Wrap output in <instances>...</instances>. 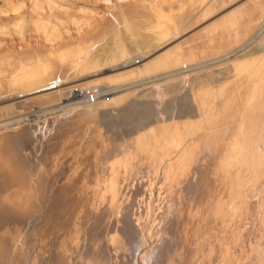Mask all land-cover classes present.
I'll return each mask as SVG.
<instances>
[{
	"label": "bare ground",
	"instance_id": "1",
	"mask_svg": "<svg viewBox=\"0 0 264 264\" xmlns=\"http://www.w3.org/2000/svg\"><path fill=\"white\" fill-rule=\"evenodd\" d=\"M242 1L0 0V105L69 94L0 117V129L24 123L0 136V264H264V55L253 50L264 0L245 23ZM203 25L205 37L181 40ZM212 51L223 54L176 67ZM105 81L90 92L104 100L78 102L80 88ZM140 86L152 88L141 98L155 100L187 86L195 115L104 138L102 110L135 108ZM82 103L68 111L99 112L69 130H55L53 118L41 119L40 132L25 124Z\"/></svg>",
	"mask_w": 264,
	"mask_h": 264
},
{
	"label": "rangeland",
	"instance_id": "2",
	"mask_svg": "<svg viewBox=\"0 0 264 264\" xmlns=\"http://www.w3.org/2000/svg\"><path fill=\"white\" fill-rule=\"evenodd\" d=\"M257 1L258 0H243L242 2H244V5H239L240 7H239V9L240 8H242L243 10H241L238 14H239V16L241 17V22L242 23H245L246 21H248V17H249V15L253 12V10H254V4H256L257 3ZM246 2V3H245ZM243 4V3H242ZM238 7V6H237ZM238 9V10H239ZM224 14V12L223 13H221V14H219L220 16L221 15H223ZM217 16V17H215L216 19L218 18V17H220V16ZM202 27H204V25L203 26H201V27H198L195 31H192V32H190L188 35H186L185 37H183L181 40H183V39H185V38H188L187 40L189 41V43L190 44H194V43H196L197 42V40H200V39H202L203 37H205L206 36V34H204V33H197ZM241 27V26H240ZM196 32V33H195ZM264 37V36H263ZM262 37V43L261 42H259L257 45H255V47H254V49L253 50H255L254 52H257L256 54H258V55H254L255 57L256 56H262V55H264V38ZM13 38V37H12ZM194 42V43H193ZM261 43V44H260ZM258 47V48H257ZM256 48V49H255ZM263 48V49H262ZM260 50V51H258V50ZM263 50V51H262ZM261 52H262V54H261ZM201 54L199 55V54H196V55H194V56H192L191 58H188V59H185V60H183V61H181V62H179V63H181L180 65H178V66H176L177 68L178 67H180L181 65L182 66H187V65H190V64H192V63H194L195 65L194 66H192L190 69H192V68H199V67H202V66H205V65H207L208 63H211L210 61H207V60H211V59H213V58H217V57H219V56H221L223 53H221L220 51H218V53L217 52H213L212 51V53H207V52H200ZM139 54V53H138ZM138 54L136 53V56L138 57ZM202 61V62H201ZM142 64V63H141ZM176 67H174V68H176ZM224 67H222V69H223ZM216 69H218L217 67L216 68H214V70H216ZM221 69V71L220 70H218L217 71V74L218 73H220V72H222L223 71V73L225 72V68L222 70ZM249 69V68H248ZM176 73V72H175ZM193 73V72H192ZM172 73H169V74H166L165 76H168V75H171ZM174 74V73H173ZM165 76H161V77H159L160 79L161 78H163V77H165ZM220 76V75H219ZM221 78L223 77V76H220ZM219 77V78H220ZM106 82V83H105ZM104 83H105V85H99V86H97V85H93V86H85V87H82V88H80V93H83L82 94V98H80V99H78V102H83V101H88L87 100V94L88 93H90V92H96V91H101L102 89H106V88H108V84H111V83H109V82H107V81H105ZM159 84H160V86H161V90L163 91L164 90V93H166L167 92V87H168V84L170 83V82H168V79H164V80H161V81H159L158 82ZM214 85H217V84H214ZM147 86H140V87H137V89L139 90V89H141V91H140V93H139V91H138V93H139V96H140V94H142V92H143V94H144V96L145 95H147L149 92H150V90L152 89L150 86H148V89L150 88V90H147V88H146ZM145 88V89H144ZM59 89H50V90H47V91H45V92H43V93H40V94H38V95H34V96H31V97H27V98H23V99H20V100H15V101H11V102H8V103H5V104H2V105H0V107H3V106H11V109L9 110V111H7V112H0V117H6V116H10V115H16V114H20V112H21V110H29V111H31V110H33L34 108H45L47 105L49 106V105H53V104H60L63 100H65V99H67L68 97H69V94H67V93H60V92H57ZM142 90H147L146 91V93L147 94H145V91H142ZM149 91V92H148ZM190 91V89L187 87V86H184V88H182V90H181V93L177 96V97H173L172 95H170V94H167L166 96H163L164 98H168V99H164L163 97H162V99H160V98H158L157 100H160L159 102H156L157 100H155V98H153V96H151V95H149V97H144V98H146V99H148V100H146V99H143V101H141L142 100V98H141V96L143 95H141L139 98H138V102L137 101H135L137 98H136V95H138V94H135V93H133V95H131L130 96V99H129V101H134L135 103H136V105H135V108H130L129 110L127 109V110H125V112L126 111H129V113L128 114H126L124 111V113L123 112H120L119 111V108H116V110L115 109H113V108H106V109H104V110H102V112H101V114L102 115H100L99 116V125H103V127H102V136L104 137V138H107L109 141H112V139H114V137L116 138V137H119L120 139L119 140H121V141H124L125 139H129V138H126L127 136H129V135H131V134H133V133H135V131H137L138 129H140L141 128V126L142 127H145V124H146V126H148V125H152V124H155L156 123V121L158 120H161V119H164L165 117L166 118H178V117H180V116H187V113L189 112V111H191V110H194V108H195V105H194V103L192 102V94L189 92ZM56 92V93H55ZM159 94V93H158ZM55 95V96H54ZM40 96V97H39ZM44 96V97H43ZM38 99H37V98ZM111 96H109V97H107V98H110ZM40 98V99H39ZM46 98V99H45ZM134 98H136L135 100H133ZM176 98V99H175ZM33 99H35V101H33ZM105 98H100V99H97L96 98V102L98 101V100H104ZM132 99V100H131ZM164 99V100H163ZM150 100V101H149ZM155 100V102H153ZM30 101V102H29ZM141 101V102H140ZM147 101V102H146ZM150 103H149V102ZM153 102V104H155V105H153L152 104V102ZM24 102H25V104H24ZM28 102V103H27ZM74 101H70V102H66L65 104H68V103H73ZM96 102H94V103H91V104H95ZM14 103V104H13ZM16 103V104H15ZM19 103V104H18ZM53 103V104H52ZM138 103V104H137ZM142 103V104H141ZM145 103V104H144ZM161 103H164V104H161ZM166 103V104H165ZM11 104V105H10ZM85 103H82V104H80V105H75V106H72V107H70V108H66V109H60V110H57V112L56 111H54V112H52V113H50V114H48V115H45V116H32V117H30V118H28V119H26L25 120V124L27 125V126H36V129L38 128V127H40L41 125H40V122L42 121V120H45V119H56L57 120V122H58V126H57V128L55 129V130H65V129H67V130H69V129H71L75 124H76V122H78L80 119H82V118H84V116L86 115V116H88V115H96L98 112H99V110L98 109H92V108H88V109H81V110H79V111H68V110H70V109H72V108H75V107H77V106H83ZM140 104H141V106H140ZM147 104H148V106H147ZM157 104H160L159 106H161V107H157L158 105ZM43 105V106H42ZM45 105V106H44ZM152 105V108L150 107V106ZM155 106V107H154ZM17 107V108H16ZM138 107V108H137ZM147 109H146V108ZM162 107H164L163 109H162ZM14 108V109H13ZM136 108H137V110H136ZM153 108H154V110H153ZM156 108L157 109H159V111H157L156 110ZM112 109V110H111ZM118 109V110H117ZM134 109V110H133ZM139 109H140V111H139ZM143 109V110H142ZM145 109V110H144ZM178 109V110H177ZM109 110L111 111V112H109ZM136 110V111H135ZM152 111V114H151V111ZM156 110V111H155ZM162 110V112H160ZM87 113H86V112ZM98 111V112H97ZM115 113H114V112ZM120 112V114H121V116H116V114H118L119 112ZM132 111V112H131ZM136 113H135V112ZM142 111V112H141ZM147 111V112H146ZM155 111V112H154ZM90 112H92V113H90ZM107 112V113H106ZM130 112H131V114H130ZM138 112V113H137ZM156 112H159L160 113V115H159V113L157 114ZM191 112H193V111H191ZM235 111H234V109L233 110H230V111H228L227 112V114L225 115V117H230L231 115H234L235 113H234ZM108 113L109 114H111V113H113V114H111L110 116H108ZM123 113V114H122ZM148 113V114H147ZM194 113V112H193ZM192 113V114H193ZM9 114V115H8ZM107 114V115H106ZM119 114V115H120ZM126 114V115H125ZM136 114V115H135ZM137 114H140V115H137ZM150 114V115H149ZM58 116V118H57V116ZM71 115V116H70ZM105 115H106V117H105ZM132 115H135L134 117L132 116ZM146 115H148L147 117H146ZM152 115H154V117L152 116ZM155 115L157 116H160V117H158V118H155ZM164 117H163V116ZM193 115H195V113L193 114ZM102 116H104V118L102 117ZM126 117V119H125V117ZM128 116H130L131 117V119H129L130 117H128ZM137 116V117H136ZM143 116V117H142ZM145 116V117H144ZM108 117H110V120L112 119V121H110L109 120V118ZM117 121V123H116V121H113L114 119ZM123 117H124V119H123ZM137 118V119H132V118ZM162 117V118H161ZM39 118V119H38ZM67 118V119H66ZM101 118H102V121H101ZM123 119L122 121L121 120H117V119ZM147 118V119H146ZM42 119V120H41ZM106 119V120H105ZM145 119V120H144ZM155 119H157L156 121H155ZM105 120V121H104ZM133 120V121H132ZM136 120H138V121H136ZM143 120V121H142ZM154 120V121H153ZM101 121V122H100ZM106 121H107V123H106ZM119 121H121V122H123V123H121V122H119ZM105 122V123H104ZM118 122H119V124H118ZM137 124V126H136V124ZM149 122V123H148ZM155 122V123H154ZM34 125H33V124ZM43 123V122H42ZM101 123H103V124H101ZM114 123H116V125L114 124ZM133 123V124H132ZM144 123V124H143ZM16 124V123H15ZM13 124V125H9V127L8 126H6V127H4V129L3 128H1L0 130V136L1 135H3V134H5L7 131L8 132H12V131H16V132H18L19 130H21L22 129V127L21 126H23V124L21 125L20 124V126H19V123L18 124ZM111 124H112V126H111ZM122 124H125L126 125V127H124L125 125H122ZM128 124H129V126H128ZM139 124H140V126H139ZM89 125H91V124H89ZM105 125H110V127H106ZM115 125V127H117V128H115V127H113ZM120 125H122L123 126V128L122 127H120V128H118ZM132 125V126H131ZM144 125V126H143ZM15 128H14V127ZM17 126H19V129H18V127ZM67 126V127H66ZM7 127H8V129H7ZM108 128V129H106V128ZM111 127H113V129L111 128ZM13 128V129H12ZM109 128H110V130H109ZM121 128H122V131H121ZM126 128V129H125ZM135 128V129H134ZM150 128V127H149ZM6 129V131L4 132L3 130H5ZM12 130V131H10V130ZM104 129H106L105 131H104ZM115 129V130H114ZM119 131H118V130ZM125 131H124V130ZM130 129H132L131 130V133L129 132L128 134H127V130H129L130 131ZM38 132H40V128H38ZM112 130V131H111ZM135 130V131H134ZM148 130V129H147ZM115 131V132H114ZM118 131V132H117ZM127 131V132H126ZM132 131H134V132H132ZM1 132H2V134H1ZM4 132V133H3ZM114 132V133H113ZM121 132H123V134L121 133ZM110 134V137H109V134ZM113 135H112V134ZM118 133V134H117ZM124 133H126L127 134V136H125V137H121V135L123 136L124 135ZM108 134V135H107ZM120 134V136H116V135H119ZM125 134V135H126ZM215 134L216 133H212L211 134V136L209 137V139L211 140V141H216L217 140V136H215ZM135 135V134H134ZM74 137L76 136L77 137V135L76 134H74L73 135ZM72 136V137H73ZM107 136V137H106ZM111 136H114L113 138H111ZM73 137V138H74ZM75 137V138H76ZM110 138V139H109ZM123 138V139H122ZM259 137H257L256 139H254V141H262L261 139L259 140L258 139ZM258 139V140H257ZM119 141L117 138L116 139H114L113 140V142L114 141ZM257 173V172H256ZM245 174H247V176H249V177H251L252 175L248 172H246ZM259 183H261V179L260 180H257V182H255V184L254 185H252V187L251 188H260L259 186H260V184ZM262 183H264V182H262ZM257 191H258V189H256V191H254V195L257 193Z\"/></svg>",
	"mask_w": 264,
	"mask_h": 264
},
{
	"label": "built area",
	"instance_id": "3",
	"mask_svg": "<svg viewBox=\"0 0 264 264\" xmlns=\"http://www.w3.org/2000/svg\"><path fill=\"white\" fill-rule=\"evenodd\" d=\"M96 98H97V95L94 96V94H90V93L87 94V100H89L92 103L95 101Z\"/></svg>",
	"mask_w": 264,
	"mask_h": 264
}]
</instances>
